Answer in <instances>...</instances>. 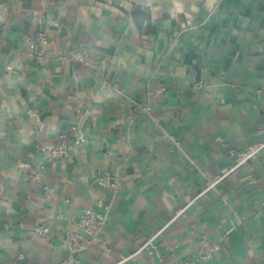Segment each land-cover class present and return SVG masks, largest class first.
<instances>
[{"label":"crops","instance_id":"crops-1","mask_svg":"<svg viewBox=\"0 0 264 264\" xmlns=\"http://www.w3.org/2000/svg\"><path fill=\"white\" fill-rule=\"evenodd\" d=\"M50 28L39 66L26 37ZM146 103L151 114L130 121ZM77 109L84 143L36 169L37 145L67 131ZM258 130L264 0H0V264H58L71 216L110 198L95 183L105 171L123 186L78 264H169L171 253L191 264H264V151L251 173L204 190L228 161L223 143L244 148ZM226 231L212 259H196L200 235ZM150 238L161 260L137 252Z\"/></svg>","mask_w":264,"mask_h":264},{"label":"built area","instance_id":"built-area-1","mask_svg":"<svg viewBox=\"0 0 264 264\" xmlns=\"http://www.w3.org/2000/svg\"><path fill=\"white\" fill-rule=\"evenodd\" d=\"M54 29H59L60 26L57 21L50 23ZM53 29H47L28 35L26 40L29 46L32 48V52L28 55L34 60V62L41 66L44 63V49L48 44L49 35ZM72 56L84 63L86 66H93L88 54L84 51H74ZM63 60L64 57L61 56ZM8 69L12 67V64L6 66ZM199 86V85H197ZM152 106L148 103L139 106L136 112L129 116L130 121L133 117L143 113L150 115ZM27 114L35 118L37 126L42 128V121L39 120L37 111L34 109H27ZM84 111L77 109L74 115V122L69 126L67 131L59 132L49 145H37V152L39 154V162L35 166L36 169L42 171L46 168L44 161L51 158L68 157L71 155L70 144L81 146L85 141L84 130ZM256 134L260 136L259 141L253 144H249L244 148H238L231 143L224 142L223 146L226 147V159L227 163L220 169L219 174L213 178L206 179L204 190L214 188L215 185L226 178L229 175L235 174L242 169H246L249 173L254 169L253 160L257 155L264 151V130L256 131ZM176 144L177 141H175ZM248 182H255V177L251 174L248 175ZM95 183L109 192L110 198L108 200L99 199L96 202L94 208H87L83 211L74 213L71 216V223L73 228L68 229L63 234L62 243L67 249V254L61 257L58 264H78L80 261V254L86 251L93 243V240L99 235L102 229L105 227L112 208L114 197L120 193L123 180L122 177L116 171H105L102 175L95 179ZM4 195L3 183L0 181V201ZM195 200V199H194ZM193 200V201H194ZM192 201V202H193ZM186 206L177 208L174 216L170 221L175 219L181 214H184ZM34 231L39 236H46L49 233V228L39 221L34 223ZM229 231L224 232L218 239H213L208 234H202L197 240V252L196 259L199 261H208L221 249L222 244L227 240ZM145 251L150 258L161 257V250L158 245L153 242V239H147L137 249L139 251ZM134 255H129L124 259H132ZM192 261L182 260L176 253H171L169 264H191Z\"/></svg>","mask_w":264,"mask_h":264}]
</instances>
